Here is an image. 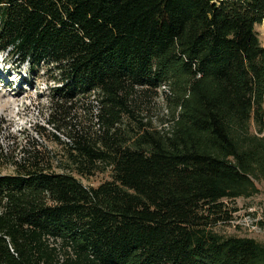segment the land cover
I'll list each match as a JSON object with an SVG mask.
<instances>
[{
  "label": "trees",
  "instance_id": "trees-1",
  "mask_svg": "<svg viewBox=\"0 0 264 264\" xmlns=\"http://www.w3.org/2000/svg\"><path fill=\"white\" fill-rule=\"evenodd\" d=\"M263 18L264 0H0V51L52 69L56 121L96 98L70 171L111 174L85 186L40 153L0 174V264H264L213 229L264 184Z\"/></svg>",
  "mask_w": 264,
  "mask_h": 264
},
{
  "label": "rangeland",
  "instance_id": "rangeland-1",
  "mask_svg": "<svg viewBox=\"0 0 264 264\" xmlns=\"http://www.w3.org/2000/svg\"><path fill=\"white\" fill-rule=\"evenodd\" d=\"M258 35L264 46V24H260ZM26 67L17 66L15 57L10 58L0 51V174H14L16 163L22 162L28 153H40L46 160V171L70 172L85 186H97L109 180L110 168L82 176L70 171L68 161L67 143L71 140L68 133L91 125L90 106L94 117L96 98L91 95L72 106L66 104L64 118L58 122V107L46 89L47 85L54 84L51 76L56 75L52 69L44 67L37 71V76L29 75ZM159 90L165 89L162 86ZM54 101L60 98L55 97ZM153 102L163 107L161 98ZM165 113L166 110L154 111L155 125L160 124L159 119H163ZM257 185L260 189L257 194L234 200L238 210L233 213L232 221L214 226V231L223 236L253 237L264 243V224H260L264 223V184Z\"/></svg>",
  "mask_w": 264,
  "mask_h": 264
},
{
  "label": "crops",
  "instance_id": "crops-1",
  "mask_svg": "<svg viewBox=\"0 0 264 264\" xmlns=\"http://www.w3.org/2000/svg\"><path fill=\"white\" fill-rule=\"evenodd\" d=\"M260 27V24L256 26V30L258 31V28ZM259 36V35H258ZM260 39V36H259ZM261 41V40H260Z\"/></svg>",
  "mask_w": 264,
  "mask_h": 264
},
{
  "label": "built area",
  "instance_id": "built-area-1",
  "mask_svg": "<svg viewBox=\"0 0 264 264\" xmlns=\"http://www.w3.org/2000/svg\"><path fill=\"white\" fill-rule=\"evenodd\" d=\"M261 24H264V18H263V20H262Z\"/></svg>",
  "mask_w": 264,
  "mask_h": 264
},
{
  "label": "bare ground",
  "instance_id": "bare-ground-1",
  "mask_svg": "<svg viewBox=\"0 0 264 264\" xmlns=\"http://www.w3.org/2000/svg\"><path fill=\"white\" fill-rule=\"evenodd\" d=\"M2 109V108H1Z\"/></svg>",
  "mask_w": 264,
  "mask_h": 264
}]
</instances>
